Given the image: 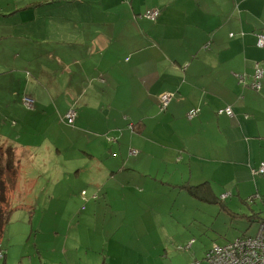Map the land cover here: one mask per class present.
<instances>
[{"label": "crops", "instance_id": "obj_1", "mask_svg": "<svg viewBox=\"0 0 264 264\" xmlns=\"http://www.w3.org/2000/svg\"><path fill=\"white\" fill-rule=\"evenodd\" d=\"M47 18L61 44H0V145L13 149L22 205L9 223L34 232L29 264H206V249L249 237L228 230L264 211V176L253 175L264 76L251 87L256 63L264 70V0H71L62 19ZM226 107L232 117L218 114ZM202 183L215 202L188 192Z\"/></svg>", "mask_w": 264, "mask_h": 264}, {"label": "rangeland", "instance_id": "obj_2", "mask_svg": "<svg viewBox=\"0 0 264 264\" xmlns=\"http://www.w3.org/2000/svg\"><path fill=\"white\" fill-rule=\"evenodd\" d=\"M70 1L71 0H0V35L3 36L6 33L0 44L3 47L14 44L17 49L20 48L21 50H26L27 52H30V50L33 49L43 52L45 49L52 46L46 45L49 43L61 44V24L59 22H55L49 26L48 23H51V21L47 18V14L50 13L52 16H56L61 19L63 6L66 7V4H62L61 2ZM261 204L262 206L260 205L259 200H256L255 205L249 208L256 210L259 206H261L264 210V205L262 202ZM245 209H247L246 206L243 210L245 211ZM262 212V215L257 217L264 218V211ZM246 214L247 216H251L250 212ZM253 218L254 217L251 219V223L249 222L248 217L242 221H235L233 227L228 230L230 237H251L256 235L259 224L257 221H254ZM14 225L15 224L12 226L8 223V229L9 227L13 229L10 233L8 232V234H10V239L5 236L3 242L4 248H13L12 254L7 255L5 264H13V260H16L14 264H19L21 260L24 261V264H29V258L32 254L28 252L30 251L29 248L34 244V238L33 236H30V234H34V232L30 233L29 229H23V231L14 229ZM88 229L90 231H87ZM86 232L87 239L82 238V241L86 244L94 243L92 240L98 232L95 231L93 227H86L84 233ZM63 237V235H60L55 241L63 243ZM30 238H32V240H30ZM52 242L53 241L48 242L45 247L51 248ZM70 242L71 238L69 237L68 243ZM20 250L23 251L22 258L20 256ZM27 253L29 254V258L26 256ZM33 254L38 257L36 252ZM42 254L46 258L52 256V254H48V252H43ZM36 256L34 257L33 262H36ZM110 256L111 255L108 254V260L110 259ZM102 259L103 257L101 256V260ZM0 264H4L3 259L1 258Z\"/></svg>", "mask_w": 264, "mask_h": 264}, {"label": "built area", "instance_id": "obj_3", "mask_svg": "<svg viewBox=\"0 0 264 264\" xmlns=\"http://www.w3.org/2000/svg\"><path fill=\"white\" fill-rule=\"evenodd\" d=\"M157 16L158 10H151L148 11L144 17L148 20L154 21ZM256 36V45L260 48H264V35L258 34ZM263 76L264 70L259 63H256L253 77L254 81L251 85L253 89H260V79H262ZM172 98L173 95L168 93L159 96V110L161 112L166 110V107ZM23 103L28 108H31L33 105V101L30 97H24ZM196 114V109L189 111L187 114V119L195 117ZM218 114H225L229 117L233 116V112L230 107L219 110ZM75 118L76 111L71 109L64 115L61 121L71 125L73 124ZM136 153V151L132 152L133 155ZM253 175L255 177L264 176V162L260 163L258 167L253 170ZM228 195V193L221 195V200L226 199ZM0 258H3V253L1 250ZM206 259L210 264H264V222L259 223L258 231L254 236L238 239L234 242L224 245L223 247L213 246L207 253Z\"/></svg>", "mask_w": 264, "mask_h": 264}, {"label": "trees", "instance_id": "obj_4", "mask_svg": "<svg viewBox=\"0 0 264 264\" xmlns=\"http://www.w3.org/2000/svg\"><path fill=\"white\" fill-rule=\"evenodd\" d=\"M61 3L64 4L63 2ZM65 3L67 4L68 2ZM17 179L18 168L13 149L11 146L0 145V238H2L5 228L9 223V218L12 212L22 206L21 204L15 203L12 200L13 190L17 184ZM187 190L193 197L199 200H203L206 202H215V199L212 197V194L209 191V186L207 183H202L196 186H188ZM229 196L230 194L228 195V197ZM252 217H254V221L261 219L257 216ZM262 222H264V220L260 221V223ZM211 248L212 247L206 249L203 253V261H205L207 264L210 263L207 261L206 255L211 250Z\"/></svg>", "mask_w": 264, "mask_h": 264}, {"label": "bare ground", "instance_id": "obj_5", "mask_svg": "<svg viewBox=\"0 0 264 264\" xmlns=\"http://www.w3.org/2000/svg\"><path fill=\"white\" fill-rule=\"evenodd\" d=\"M258 34H263V35H264V33H258ZM258 34H257V35H258Z\"/></svg>", "mask_w": 264, "mask_h": 264}]
</instances>
